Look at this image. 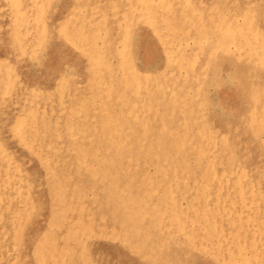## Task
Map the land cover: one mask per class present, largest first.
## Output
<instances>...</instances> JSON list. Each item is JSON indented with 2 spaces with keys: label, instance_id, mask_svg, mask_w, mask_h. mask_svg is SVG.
Segmentation results:
<instances>
[{
  "label": "rangeland",
  "instance_id": "374dc122",
  "mask_svg": "<svg viewBox=\"0 0 264 264\" xmlns=\"http://www.w3.org/2000/svg\"><path fill=\"white\" fill-rule=\"evenodd\" d=\"M39 1L0 0V264H264V0Z\"/></svg>",
  "mask_w": 264,
  "mask_h": 264
},
{
  "label": "bare ground",
  "instance_id": "6f19581e",
  "mask_svg": "<svg viewBox=\"0 0 264 264\" xmlns=\"http://www.w3.org/2000/svg\"><path fill=\"white\" fill-rule=\"evenodd\" d=\"M38 1V3L36 4L37 6H39L40 5V1L39 0H37ZM188 1V0H187ZM190 1V0H189ZM219 0H217L216 2L217 3H221V2H218ZM222 1V0H221ZM258 1H261V0H258ZM10 2H11V5H12V7L15 9V11L16 12H18L16 9H17V5H18V0H10ZM43 2V1H42ZM237 2V1H236ZM192 3V2H191ZM201 3H202V1H201ZM214 3H215V1H214ZM216 3V4H217ZM223 3H224V0H223ZM222 3V4H223ZM259 3V2H258ZM187 4V3H186ZM235 4V3H234ZM211 5V4H210ZM215 5V4H214ZM218 5V4H217ZM217 5H216V7H217ZM253 4H251V6H252ZM256 5V4H255ZM258 5V4H257ZM206 6V5H205ZM204 6V7H205ZM223 6V5H222ZM221 6V7H222ZM247 6V5H246ZM214 7V6H213ZM219 7H220V5H219ZM220 7V8H221ZM248 7V6H247ZM207 8V7H206ZM212 8V7H211ZM211 8H208V9H211ZM219 8V9H220ZM227 8H228V6H227ZM213 9V8H212ZM216 10H218L217 8H215ZM186 10V9H185ZM201 10H202V8H201ZM214 10V9H213ZM197 11V10H196ZM203 11V10H202ZM201 11V12H202ZM208 11V10H207ZM219 11V10H218ZM211 12V11H210ZM215 12V11H214ZM220 12V11H219ZM225 12H227V11H225ZM42 13V11L40 10V14ZM200 13V12H199ZM203 13V12H202ZM201 13V14H202ZM208 12H206V14H207ZM212 13V12H211ZM194 14H196V13H194ZM218 14V13H217ZM216 14V16H217V18L216 19H218V20H220V17H218V15ZM166 15V14H165ZM192 15H193V13H192ZM200 15V14H199ZM253 15V14H252ZM207 16H209V14L207 15ZM264 16V15H263ZM200 17V16H199ZM203 17V16H202ZM202 17H201V19H202ZM225 16H223V18H224ZM227 17V16H226ZM192 18H193V16H192ZM205 18H207V17H205ZM209 18V17H208ZM212 18V17H211ZM190 19V18H189ZM200 19V18H199ZM213 19V18H212ZM214 19H215V17H214ZM263 19V18H262ZM18 20V19H17ZM242 20V19H241ZM264 20V19H263ZM203 21V20H202ZM210 21V19L208 20V22ZM212 21V20H211ZM222 21V20H221ZM252 21H253V19H252ZM191 22V21H190ZM196 22V21H195ZM220 22V21H219ZM219 22H217V24H219ZM224 22V21H223ZM229 22V21H228ZM255 22V19H254V21H253V23ZM204 23H207L206 22V20H205V22ZM195 24H197V23H195ZM217 24H215L216 26H217V28H219V26L217 25ZM221 22H220V26H221ZM252 24V23H251ZM208 25H210V23L208 24ZM207 25V26H208ZM214 24H213V22H212V25H210V27L211 26H213ZM229 25H230V23H229ZM222 26H223V24H222ZM221 26V27H222ZM252 26V25H251ZM205 27V26H204ZM224 27V26H223ZM165 28V27H164ZM193 28V27H192ZM207 28V27H206ZM212 28H214L213 30H216L215 29V26L214 27H212ZM195 29V28H194ZM209 28H207V29H205V30H208ZM221 29H223V28H219L218 30H221ZM226 30H225V32H223L224 33V37H222L221 38V40L223 39V38H225V39H223V40H226L227 39V37L229 38V36L231 35V31H230V28H228V27H226L225 28ZM204 30V31H205ZM232 30V29H231ZM195 31V30H194ZM209 31V30H208ZM222 31V30H221ZM220 31V32H221ZM244 31V30H243ZM100 32V31H99ZM127 32H128V30H127ZM211 31H209V33H210ZM213 32L214 31H212V33L211 34H213ZM247 32V31H246ZM83 33V32H82ZM205 33V32H204ZM218 33H219V31H218ZM218 33H216V34H218ZM222 33V32H221ZM216 34H214V37L215 36H217ZM238 34V33H237ZM242 34H244V35H246L245 33H243L242 32ZM241 34V35H242ZM247 34H248V32H247ZM209 35V34H208ZM207 35V36H208ZM234 35H235V30H234ZM206 36V37H207ZM219 37H221L220 35H219ZM218 37V38H219ZM231 37V36H230ZM237 37H239L238 35H237ZM124 38V37H123ZM122 38V39H123ZM235 38H236V36H235ZM242 38V37H241ZM243 38H244V36H243ZM220 39V38H219ZM219 39H218V42H220L219 41ZM240 39V38H239ZM246 39V38H245ZM253 39V38H252ZM188 40H189V38H188ZM216 40H217V37H216ZM230 39H227V41H229ZM233 40H235V39H233ZM233 40H231V41H233ZM243 40V39H242ZM187 41V40H186ZM193 41V40H192ZM237 41V40H236ZM246 41V40H245ZM252 41V40H251ZM250 41V42H251ZM256 41V40H255ZM257 41H258V39H257ZM225 42L226 41H224V42H221V43H224L225 44ZM240 42V41H239ZM243 42V41H242ZM241 42V43H242ZM249 42V43H250ZM226 43H228V42H226ZM231 43V42H230ZM254 43V42H253ZM234 44V43H233ZM232 44V46H234ZM247 44V43H246ZM219 45V44H218ZM228 45V44H227ZM242 45H244V43L242 44ZM252 46H253V44H251ZM262 44H260V46H261ZM249 46V45H248ZM259 46V47H260ZM118 47V46H117ZM254 47V46H253ZM253 47H251L250 46V48H253ZM219 48H220V46H219ZM236 48H237V46H235V50H236ZM238 48H239V45H238ZM256 48V47H255ZM264 48V47H263ZM262 48V49H263ZM172 49H173V47H172ZM242 49V48H241ZM258 49H260V48H258ZM257 49V50H258ZM170 50V49H169ZM248 51H249V49H247ZM252 50V49H251ZM250 50V51H251ZM255 50V49H254ZM264 50V49H263ZM263 50H261V52L260 53H263L262 51ZM43 51V50H42ZM125 51V50H124ZM243 52H244V50H242ZM250 51H249V53H250ZM105 52V51H104ZM135 52V51H134ZM190 52V51H189ZM236 52H238V50L236 51ZM253 52V51H252ZM256 51H254L253 53H255ZM246 53V52H245ZM124 54V53H123ZM202 54V53H201ZM229 54V53H228ZM227 54V55H228ZM239 54V53H238ZM242 54H244V53H242ZM41 55V54H40ZM193 55V54H192ZM208 56V55H207ZM232 56V55H231ZM211 57V56H210ZM215 57V56H214ZM238 57V56H237ZM238 58H240V57H238ZM42 59V58H41ZM199 59V58H198ZM211 59V58H210ZM43 60V59H42ZM91 64H92V66L94 67H96V66H98V64H100L99 63V59H98V57H92L91 59ZM134 61H135V59H133ZM238 60H240V59H238ZM212 61V60H211ZM210 61V62H211ZM116 62V61H115ZM126 61H122V65L124 66V67H126L127 65H126V63H125ZM185 62V61H184ZM135 63H139V62H135ZM171 63V62H170ZM175 63V62H174ZM172 64H173V62H172ZM262 64H263V62H262ZM206 65H208V63L206 64ZM213 67V65H211V64H209V67ZM203 67V66H202ZM208 67V66H207ZM214 67H216V65L214 66ZM166 68V67H165ZM200 69H202V68H200ZM206 69H208L209 70V68H206ZM217 69H218V67H217ZM114 70V69H113ZM117 70V69H116ZM139 71V70H138ZM192 71H193V69H192ZM206 71V70H205ZM211 71H214L213 73H216L215 72V70H213V69H211ZM141 72V71H140ZM206 72H208V71H206ZM95 73V72H94ZM109 73V72H108ZM117 73V72H116ZM120 73V72H119ZM179 73V72H178ZM220 73V72H219ZM102 74V76H103V73H101ZM101 74H99V76L101 75ZM198 74V73H197ZM221 74V73H220ZM127 75V74H126ZM193 76L195 75L194 73L192 74ZM233 75V74H232ZM232 75L230 74V76L232 77ZM92 76V75H91ZM98 76V75H97ZM101 76V77H102ZM104 76H105V74H104ZM187 76V75H186ZM192 76V77H193ZM202 76V75H201ZM228 76V75H227ZM255 76V75H254ZM110 77V76H109ZM112 77V76H111ZM115 77H116V75H115ZM141 77V76H140ZM198 78H200V77H198ZM223 79L224 78H226V77H222ZM229 78V77H228ZM102 79V78H101ZM106 79V78H105ZM108 79H110V78H108ZM112 79V78H111ZM114 79H117V78H114ZM139 79V78H138ZM186 79V78H185ZM204 79V78H203ZM213 79H214V77H213ZM119 80V79H118ZM130 80V79H129ZM128 80V81H129ZM174 80V79H173ZM196 80H198V79H196ZM229 80V79H228ZM233 80V79H232ZM107 81V80H106ZM106 81H105V83H106ZM110 81V80H109ZM109 81H107V82H109ZM192 80L190 79V82H191ZM206 81V80H205ZM214 81V80H213ZM234 81V80H233ZM112 82V81H111ZM117 82V81H116ZM175 82V81H174ZM204 82V81H203ZM235 82V81H234ZM233 82V83H234ZM113 83H115V82H113ZM214 83V82H213ZM228 83V82H227ZM204 84V83H203ZM206 84V83H205ZM224 84H226L225 82H224ZM230 84H231V78H230ZM108 85V84H107ZM115 85V84H114ZM175 85V84H174ZM209 85V84H208ZM207 85V86H208ZM213 85V84H212ZM110 86V85H109ZM176 86V85H175ZM191 86V85H190ZM73 87H75V86H73ZM169 87H171V86H169ZM174 87V86H173ZM203 87H204V85H203ZM213 87V86H212ZM72 88V87H71ZM76 88V87H75ZM85 88V87H84ZM124 88V87H123ZM123 88H122V90H123ZM178 88V87H177ZM183 88V87H182ZM186 88V87H185ZM79 89V88H78ZM80 89H81V87H80ZM112 88H110V90H111ZM169 89V88H168ZM201 89V88H200ZM209 89V88H208ZM115 90H116V88H115ZM122 90H120V91H122ZM149 90V89H148ZM183 90V89H182ZM188 90V89H187ZM112 91V90H111ZM110 91V92H111ZM165 91V90H164ZM184 91V90H183ZM191 91V90H190ZM195 91H197V90H195ZM200 91V90H199ZM207 91V90H206ZM209 91V90H208ZM74 92V91H73ZM187 92H189V91H187ZM194 92V91H193ZM212 92V91H211ZM120 93V92H119ZM123 93V92H122ZM176 93H177V91H176ZM194 93H196V92H194ZM194 93H193V95H194ZM197 93H198V91H197ZM200 93V92H199ZM198 93V94H199ZM207 93V92H206ZM136 94V93H135ZM139 93H137V95H138ZM143 94V93H142ZM204 94V93H203ZM211 94V93H210ZM110 95V94H109ZM112 95V94H111ZM124 95V94H123ZM122 95V96H123ZM133 94H131V96H132ZM176 95H178V94H176ZM202 95V94H201ZM206 95V94H205ZM208 95V94H207ZM214 95H216V94H214ZM248 95H249V93H248ZM140 96V95H139ZM144 96V95H143ZM185 96V95H184ZM200 96V95H199ZM199 96L197 97V98H199ZM213 96V95H212ZM211 96V97H212ZM256 96V95H255ZM128 97H130V96H128ZM146 97V96H145ZM157 97V96H156ZM201 97V96H200ZM203 97V96H202ZM124 99H126L127 100V98H124ZM208 99H209V97H208ZM218 100V99H217ZM73 101V100H72ZM192 101H194V99L192 100ZM202 102V101H201ZM128 103V102H127ZM179 103V102H178ZM254 103V102H253ZM150 104H153L152 102L150 103ZM201 104H203V102L201 103ZM206 104V103H205ZM207 104H208V101H207ZM211 104V103H210ZM212 104H214V103H212ZM128 105V104H127ZM220 105V104H219ZM256 106H258L257 104H255ZM71 106V105H70ZM126 106V105H125ZM142 106V105H141ZM144 106V105H143ZM202 106V105H201ZM205 106V105H204ZM203 106V107H204ZM210 106V105H209ZM212 106V105H211ZM72 107H74V104H73V106ZM216 107H218L217 105H216ZM255 107V106H254ZM256 108V107H255ZM254 108V109H255ZM194 109H197L198 110V108L196 107V108H194ZM193 109V113H194V111H196V110H194ZM203 109H205V108H203ZM258 109H259V107H258ZM257 109V110H258ZM167 110V109H166ZM206 110H207V108H206ZM205 110V111H206ZM54 112V111H53ZM123 112V111H122ZM158 112H162V111H158ZM199 112V111H198ZM198 112H197V115H198ZM253 112V111H252ZM191 113V112H190ZM257 112H255V114H256ZM192 114V113H191ZM254 114V115H255ZM47 115V114H46ZM157 115H158V113H157ZM193 115V114H192ZM73 118H75V117H73ZM185 118H187V116L185 117ZM253 118V117H252ZM257 119V118H256ZM76 120V119H75ZM150 122H151V120H149ZM154 121V120H153ZM260 121V120H259ZM61 122H63V121H61ZM61 122H60V124H61ZM263 122V121H262ZM68 123V122H67ZM134 123V122H133ZM250 123H251V121H250ZM250 123L248 124V125H250ZM256 123V122H255ZM252 125H253V123H251ZM23 125H24V119H22V121H19V123H18V125L16 126V130H18L19 132L21 131V129L23 128ZM61 126V125H60ZM76 126V125H75ZM78 127H79V125H77ZM255 126V125H254ZM256 126H258L257 124H256ZM74 127V126H73ZM235 127L236 126H234V129H235ZM247 127V126H246ZM251 127H253V126H250V128ZM249 128V127H248ZM249 128V129H250ZM257 128V127H256ZM256 128H255V130H256ZM260 128V127H259ZM262 128V127H261ZM263 128H264V126H263ZM262 128V129H263ZM62 129V128H61ZM136 130V129H135ZM207 130V129H206ZM251 130V129H250ZM82 131V130H81ZM80 131V132H81ZM235 131V130H234ZM46 132H48V131H46ZM78 132V131H77ZM76 132V133H77ZM85 132V131H84ZM136 132H138V130H136ZM254 132H256V131H254ZM258 133V132H257ZM79 134V133H78ZM251 134H252V132H251ZM147 135V134H146ZM241 135V134H240ZM64 136V135H63ZM243 136V135H242ZM250 136V135H249ZM252 136H253V134H252ZM254 136H255V134H254ZM89 137V136H88ZM164 137V136H163ZM256 137V136H255ZM262 137V136H261ZM62 138V137H61ZM257 138V137H256ZM65 139V138H64ZM67 139V138H66ZM253 139H255L254 137H253ZM257 140V139H256ZM261 140V139H260ZM260 140H257V142L259 141L260 142ZM252 141V139H250V142ZM62 142V141H61ZM115 142H116V149H115V154L116 155H118V156H120V155H123V153H124V151H125V147H124V143H123V140L121 139V138H117V140H115ZM245 143V142H244ZM57 144V143H56ZM79 144V143H78ZM153 145H151L150 147H155V145H154V143H152ZM239 144H240V142H239ZM259 144V143H258ZM264 144V143H263ZM262 144V145H263ZM247 145V144H246ZM260 145V144H259ZM264 146V145H263ZM100 147V146H99ZM245 147V146H244ZM166 150H168V148L166 149ZM244 150V149H243ZM241 151V150H240ZM248 152V151H247ZM235 153V152H234ZM249 153H250V151H249ZM246 154V153H245ZM235 155V154H234ZM246 156V155H245ZM223 157H224V155H223ZM237 158V157H236ZM245 158V157H244ZM246 158H248L247 156H246ZM81 159L82 160H84L85 159V157H81ZM218 160V159H217ZM216 160V161H217ZM215 161V162H216ZM233 162H235V161H233ZM102 164L104 163V162H101ZM214 163V162H213ZM231 163V162H230ZM206 164V163H205ZM234 165V164H233ZM237 166V165H236ZM234 168V167H233ZM256 168H257V165H256ZM91 169V170H90ZM239 169V168H238ZM259 169V168H258ZM88 170V172H89V174L91 175V176H93V177H95V176H99L101 179H102V181H104L103 182V186H101V187H103V188H105V191L108 193V195H109V199H113L114 200V198H115V192H117V190H120V186H119V183L117 182V180H118V176H112L113 178H107V174H106V171H101V172H97V170H95V169H92V168H89V169H87ZM238 171V170H237ZM200 172V171H199ZM214 172H216V170L214 171ZM258 173V172H257ZM255 174H256V171H255ZM154 175V174H153ZM182 176V175H181ZM196 176V175H195ZM154 177V176H153ZM156 177V176H155ZM158 177V176H157ZM156 177V178H157ZM178 177V176H177ZM197 177H199V176H197ZM196 177V178H197ZM159 178V177H158ZM184 178V177H183ZM187 179H188V177H186ZM167 179V178H166ZM165 179V180H166ZM185 179V178H184ZM191 179H193V178H191ZM199 179V178H198ZM254 179V178H253ZM164 180V181H165ZM170 180V179H169ZM168 180V181H169ZM178 180V179H177ZM167 181V180H166ZM167 181V182H168ZM172 181V180H171ZM180 181V180H179ZM186 181V180H185ZM193 181V180H192ZM203 181V180H202ZM172 183H173V181H172ZM185 183V182H184ZM253 183H254V181H253ZM204 184V183H203ZM123 185V184H122ZM173 185V184H172ZM254 185V184H253ZM124 186V185H123ZM171 186V185H170ZM203 186V185H202ZM201 186V187H202ZM175 187V186H174ZM178 187V186H177ZM176 187V188H177ZM61 189H63L62 187H60ZM98 188V187H97ZM124 188H126L127 189V186H126V184H125V186H124ZM198 189V188H197ZM128 190V189H127ZM172 190V189H171ZM179 190H180V188H179ZM178 190V191H179ZM175 191V190H174ZM60 192V191H59ZM63 191H61L60 193H62ZM129 191H127V193H128ZM176 192V191H175ZM199 192V190L197 191V193ZM136 193V192H135ZM190 193V192H189ZM209 193V192H208ZM207 193V194H208ZM103 194H105V193H103ZM195 194V193H194ZM206 194V193H205ZM213 194V193H212ZM106 195V194H105ZM198 195V194H197ZM204 195V194H203ZM203 195H202V197H203ZM210 195V194H209ZM188 196V195H187ZM192 196V195H191ZM239 196V195H238ZM62 197V196H61ZM200 197V196H199ZM205 197V196H204ZM213 197H214V195H213ZM74 198V197H73ZM108 198V196H106V199ZM119 198V196L117 195V199ZM189 198V197H188ZM206 198V197H205ZM247 198H248V196H247ZM186 199V198H185ZM196 199V198H195ZM194 199V200H195ZM223 199V198H222ZM190 200H192L191 198H190ZM203 200V199H202ZM215 200V199H214ZM224 200V199H223ZM71 201H72V199H71ZM119 201V200H118ZM117 201V203H118V207H120V209L121 210H119V208H118V212L120 213V215H121V222L123 223V224H125L126 225V227L128 228V229H131V231L133 232L132 233V236H134V237H136L139 233H140V230L138 229V227H140V226H138V224L140 223V221L143 219V217H144V212L142 211V209H143V205L141 204V203H136L135 201H134V199H132L131 197H127V199H125L124 198V201H122V202H118ZM206 201H209V200H206ZM205 201V202H206ZM190 202H192V201H190ZM252 202V201H251ZM257 202V201H256ZM194 203H195V201H194ZM198 203H200V202H198ZM170 204V203H169ZM193 204V203H192ZM201 204H203V202L201 203ZM171 205H173V203L171 204ZM176 205H177V203H176ZM205 205V204H204ZM177 207V206H176ZM210 207V206H209ZM262 207V206H261ZM113 208L114 209H117V208H115V206H113ZM170 208H172V207H170ZM173 208H175V207H173ZM172 208V209H173ZM160 209H161V207H160ZM177 209V208H176ZM190 209V208H189ZM183 210H184V207H183ZM189 212V210L187 211V213ZM194 212V211H193ZM183 213H184V211H183ZM167 214V213H166ZM164 215H165V212H164ZM109 216H112V215H109ZM169 216V215H168ZM168 216H165V217H167L168 218ZM114 217V216H113ZM179 217V216H178ZM110 218H112V217H110ZM163 218H164V216H163ZM185 218V217H184ZM187 218V217H186ZM156 219V218H155ZM208 219V218H207ZM157 220V219H156ZM168 220V223H169V219H166V221ZM148 221V220H147ZM158 221V220H157ZM185 221V220H184ZM188 221V220H187ZM143 222V221H142ZM141 222V223H142ZM149 222H150V219H149ZM151 222L153 223V221L151 220ZM161 222H163V220L161 221ZM172 222V221H171ZM175 222V221H174ZM180 222V221H179ZM178 221H177V224L179 223ZM151 223V224H152ZM223 223V222H222ZM221 223V224H222ZM94 224V223H93ZM176 224V225H177ZM181 224V223H180ZM186 224H189L188 222L186 223ZM225 224V223H224ZM117 225V224H116ZM143 225H145V223L143 224ZM170 225H172L171 223H170ZM175 225V226H176ZM223 225V224H222ZM156 226V225H155ZM179 226V225H178ZM181 226V225H180ZM189 226V225H188ZM101 227V226H100ZM99 227V228H100ZM161 227V226H160ZM172 227V226H171ZM174 227V226H173ZM216 227V226H215ZM98 228V229H99ZM106 227H104L103 229H105ZM116 228V227H115ZM177 228H179V227H177ZM118 229V228H117ZM121 229V228H120ZM155 229V228H154ZM170 229V228H169ZM174 229V228H173ZM190 229V228H189ZM185 230V229H184ZM205 230H207V229H205ZM215 230V229H214ZM96 231V230H95ZM98 231H100V230H98ZM173 231V230H172ZM172 231H170V232H172ZM78 232V231H77ZM87 232V231H86ZM151 232V231H150ZM168 232V231H167ZM173 232H175V230L173 231ZM177 232V231H176ZM212 232V231H211ZM83 233H84V231H83ZM96 233H97V231H96ZM185 233V232H184ZM183 233V234H184ZM193 233H195V232H193ZM203 233H205V232H203ZM213 233V232H212ZM107 234H109L108 232H107ZM151 234V233H150ZM180 234V233H179ZM182 234V235H183ZM197 234H200V233H197ZM178 235V234H177ZM251 235V234H250ZM101 236V235H100ZM173 236V235H172ZM142 237V236H141ZM189 238H190V236H188ZM206 237V236H205ZM205 237H203L204 239H205ZM139 238V237H138ZM201 238V237H200ZM192 239H195V238H192ZM206 239H207V237H206ZM138 241V240H137ZM153 241V240H152ZM179 241V240H178ZM181 241V240H180ZM198 241V240H197ZM208 241V240H207ZM175 242V241H174ZM210 242V241H209ZM211 243V242H210ZM216 243V242H215ZM214 243V244H215ZM202 245H203V243H202ZM207 245V244H206ZM212 245V244H211ZM214 245H212V247H213ZM200 248V247H199ZM214 248V247H213ZM216 248V247H215ZM45 249V248H44ZM210 249V248H209ZM189 250V249H188ZM212 252V251H211ZM180 253V252H179ZM201 253V252H200ZM175 255L176 256H178V254H176L175 253ZM182 255V254H181ZM181 255H179V256H181ZM186 256V255H185ZM207 256V255H206ZM183 257H184V255H183ZM251 260V259H250ZM263 260V259H262Z\"/></svg>",
  "mask_w": 264,
  "mask_h": 264
}]
</instances>
